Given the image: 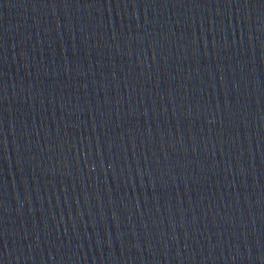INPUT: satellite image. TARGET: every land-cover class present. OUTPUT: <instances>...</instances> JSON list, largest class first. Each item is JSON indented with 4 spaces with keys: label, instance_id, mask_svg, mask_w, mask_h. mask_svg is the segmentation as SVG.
Masks as SVG:
<instances>
[{
    "label": "water",
    "instance_id": "water-1",
    "mask_svg": "<svg viewBox=\"0 0 264 264\" xmlns=\"http://www.w3.org/2000/svg\"><path fill=\"white\" fill-rule=\"evenodd\" d=\"M0 264H264V0H0Z\"/></svg>",
    "mask_w": 264,
    "mask_h": 264
}]
</instances>
